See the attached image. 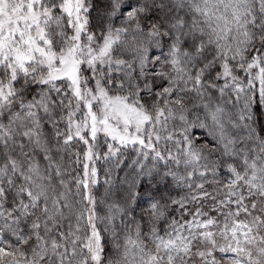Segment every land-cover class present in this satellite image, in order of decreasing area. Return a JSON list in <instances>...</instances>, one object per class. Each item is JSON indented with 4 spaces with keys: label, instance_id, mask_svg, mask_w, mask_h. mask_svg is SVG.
I'll use <instances>...</instances> for the list:
<instances>
[{
    "label": "snow or ice",
    "instance_id": "snow-or-ice-1",
    "mask_svg": "<svg viewBox=\"0 0 264 264\" xmlns=\"http://www.w3.org/2000/svg\"><path fill=\"white\" fill-rule=\"evenodd\" d=\"M0 264H264V0H0Z\"/></svg>",
    "mask_w": 264,
    "mask_h": 264
},
{
    "label": "trees",
    "instance_id": "trees-1",
    "mask_svg": "<svg viewBox=\"0 0 264 264\" xmlns=\"http://www.w3.org/2000/svg\"><path fill=\"white\" fill-rule=\"evenodd\" d=\"M101 191H102V189H101Z\"/></svg>",
    "mask_w": 264,
    "mask_h": 264
}]
</instances>
